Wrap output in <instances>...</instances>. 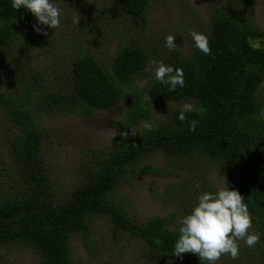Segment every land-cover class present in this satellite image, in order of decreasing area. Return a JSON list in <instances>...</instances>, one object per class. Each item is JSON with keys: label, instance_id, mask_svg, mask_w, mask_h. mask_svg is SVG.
I'll return each mask as SVG.
<instances>
[{"label": "trees", "instance_id": "16d2710c", "mask_svg": "<svg viewBox=\"0 0 264 264\" xmlns=\"http://www.w3.org/2000/svg\"><path fill=\"white\" fill-rule=\"evenodd\" d=\"M112 1L126 18L144 24L152 0ZM50 2L62 4V0ZM237 11L228 2L213 17L206 34L211 55L203 54L193 43L188 53L166 48L154 59L183 69V88L169 91L170 86L155 76L138 85L136 78L146 70L149 58L135 44L120 49L109 66L91 56H79L70 61L60 87L48 85V81L45 88L34 76L39 73L28 66V54L35 44L52 46V36L54 39L59 29L42 26L48 35L38 34L35 25L24 20L29 10H15L12 0H0V76L6 89L0 90V112L14 125L7 146L16 165L19 190L16 199L0 203V262L4 249L25 245L38 253L40 264H72L69 242L76 233L86 232L89 219L95 216H109L116 232L143 243L142 254L151 264L186 260L187 254L181 259L173 252L180 220L198 203L188 191L174 192L177 203L173 204L181 211L176 221L173 214V221L155 217L137 222L113 200L122 177L155 151L173 160L201 159V166L206 160L217 167L228 189L237 190L248 204L252 229L260 234L255 264L264 262V118L260 116L264 97L259 95L264 82V31L245 23ZM254 40H259V47L253 45ZM146 97L191 101L195 108L184 113V122L178 119L182 110H175L153 130L133 136V123L150 114ZM122 101L131 107L126 118L129 127L124 131L128 137H121L108 159L85 167L78 186L56 200L41 152L45 136L33 113L90 116L95 111L112 110ZM193 120L198 121L195 132L189 131ZM184 171L177 170L175 175L183 178ZM195 183L202 190L204 180ZM171 224L173 228H169Z\"/></svg>", "mask_w": 264, "mask_h": 264}, {"label": "rangeland", "instance_id": "374dc122", "mask_svg": "<svg viewBox=\"0 0 264 264\" xmlns=\"http://www.w3.org/2000/svg\"><path fill=\"white\" fill-rule=\"evenodd\" d=\"M228 2L236 6L240 19L264 31V0H152L146 10L144 24L126 18L112 0H62L61 5L55 4L61 11L59 33L54 35V39L52 36V46L35 44L28 54V66L40 74L34 73V76L39 77L45 88L48 81V85L54 83L60 87L71 60L87 55L109 66L120 49L135 44L149 58L146 60V70L136 78L138 85L142 86L155 76V67L149 70L150 61L161 52H166L167 36H175L177 49L188 53V46L195 43L190 33L208 34L213 17ZM26 14L24 20L28 24H39L30 11ZM252 43L255 47L260 46L259 40ZM156 61L160 62V59ZM2 78L0 76V90L5 91ZM259 89V95L263 98L264 82ZM146 99L150 103V114L145 120L139 119L133 123L131 131L135 135L146 130L145 122L156 126L173 111L182 110L185 104L195 108L191 101ZM129 108V102L122 101L112 110L95 111L90 116L77 112L62 115L41 110L33 113L35 123L39 129H43L45 136L41 152L56 200L63 199L78 186L85 167L98 165V160L110 157L121 140V133H124L125 127H129L126 120ZM13 127L6 114L0 112V203L16 199L19 195L16 165L7 146V138L11 136ZM201 162V159L173 160V157L155 151L122 177L113 200L137 222L144 223L155 217L173 221V214L176 221L181 213L173 204L176 202L173 197L176 190L188 191L192 200L198 202L199 195L215 193L226 187L217 167L206 160L201 166ZM202 167L206 170L205 176L201 175ZM183 169L184 177L178 178L176 171ZM195 180L198 183L204 180L203 185L199 184L202 190H198ZM174 225L171 224L169 228ZM249 232L254 231L251 228ZM69 245L72 264H151L142 254L143 243L116 232L109 216L91 217L88 230L72 236ZM238 247L237 259L222 255L215 264H255L260 251L257 245L248 247L240 240ZM4 250L0 264H40V256L32 247L17 245ZM185 259L178 263L169 259L161 264H201L194 254H187Z\"/></svg>", "mask_w": 264, "mask_h": 264}, {"label": "clouds", "instance_id": "9594fccd", "mask_svg": "<svg viewBox=\"0 0 264 264\" xmlns=\"http://www.w3.org/2000/svg\"><path fill=\"white\" fill-rule=\"evenodd\" d=\"M15 10L25 8L29 10L39 22L34 26L38 34L47 36L40 25L51 29L60 26V9L50 0H12ZM80 17H78L77 23ZM195 46L205 55H211L209 38L201 33L192 31ZM175 36L166 37L165 46L169 50L177 48L174 43ZM155 67V79L165 86H170L169 91H175L177 87L185 85L183 69H174L166 66L162 61H150L149 70ZM151 102V101H150ZM193 110L191 104H185L178 116L181 122L186 120L185 112ZM201 111H203L201 109ZM260 116L264 118V109L260 110ZM198 121L189 123V131L195 132ZM144 128L153 130V125L145 122ZM132 135L136 133L131 131ZM116 135V134H115ZM123 138L129 133H121ZM197 187H199L197 185ZM179 239L175 243L174 257L183 258L182 254H195L199 257L201 264H215L222 255H230L235 260L239 257L238 241L243 240L248 247L254 248L260 242V234L249 232L252 228V217L248 210V204L237 190H229L226 187L215 193L205 192L198 197L197 206L191 214L180 220Z\"/></svg>", "mask_w": 264, "mask_h": 264}]
</instances>
